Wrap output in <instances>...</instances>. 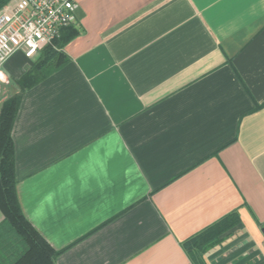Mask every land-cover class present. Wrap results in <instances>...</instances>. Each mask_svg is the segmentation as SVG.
Segmentation results:
<instances>
[{
	"label": "crops",
	"instance_id": "0c3cea01",
	"mask_svg": "<svg viewBox=\"0 0 264 264\" xmlns=\"http://www.w3.org/2000/svg\"><path fill=\"white\" fill-rule=\"evenodd\" d=\"M74 1L60 64L0 66L16 198L54 264H264V0Z\"/></svg>",
	"mask_w": 264,
	"mask_h": 264
},
{
	"label": "trees",
	"instance_id": "16d2710c",
	"mask_svg": "<svg viewBox=\"0 0 264 264\" xmlns=\"http://www.w3.org/2000/svg\"><path fill=\"white\" fill-rule=\"evenodd\" d=\"M61 37L45 45L39 63H61ZM38 62V61H37ZM20 96L6 99L0 110V264H54L64 250L53 249L25 217L15 194L13 175L11 126L19 105ZM239 223L236 210L189 236L182 242L184 250L195 257L217 243L224 234Z\"/></svg>",
	"mask_w": 264,
	"mask_h": 264
},
{
	"label": "built area",
	"instance_id": "2783aa9c",
	"mask_svg": "<svg viewBox=\"0 0 264 264\" xmlns=\"http://www.w3.org/2000/svg\"><path fill=\"white\" fill-rule=\"evenodd\" d=\"M74 0H17L0 13V66L13 53L33 57L76 22Z\"/></svg>",
	"mask_w": 264,
	"mask_h": 264
}]
</instances>
